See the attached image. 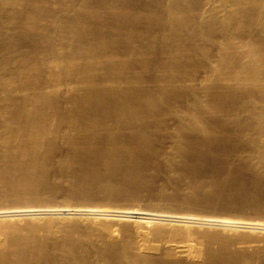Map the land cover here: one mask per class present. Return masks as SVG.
<instances>
[{
    "label": "bare ground",
    "instance_id": "6f19581e",
    "mask_svg": "<svg viewBox=\"0 0 264 264\" xmlns=\"http://www.w3.org/2000/svg\"><path fill=\"white\" fill-rule=\"evenodd\" d=\"M156 175L264 207V0H0V264H264V224L69 205Z\"/></svg>",
    "mask_w": 264,
    "mask_h": 264
},
{
    "label": "rangeland",
    "instance_id": "374dc122",
    "mask_svg": "<svg viewBox=\"0 0 264 264\" xmlns=\"http://www.w3.org/2000/svg\"><path fill=\"white\" fill-rule=\"evenodd\" d=\"M164 170H165V168H163ZM162 169V170H163ZM162 171L164 174H165V172H166V170L165 171ZM163 174V175H164ZM157 176H159V177H157ZM157 178V179H156ZM156 178L154 179V181L153 180H151V181H149V184H150V186L149 185H147V183L146 184H136V185H138V187H134V186H132V188L133 189H135V190H137L138 188V191L140 190L141 192H139V196L136 198V197H127V196H123V198H121V196H117V197H114L115 199L113 200V197H110L112 200H108V197H100V196H98V199H99V197H100V199H102V200H97L96 201V199H94V200H90V201H88V203L87 204H85V202H84V204H83V202L82 203H80L78 200H74L75 202H69V205H72V206H74V205H83L84 207H95V208H97V209H100V210H106V209H112V210H135V211H137V210H147V209H150L149 208V206L151 205V203L153 204V205H155L154 207L156 208V207H158V205H160V203H161V205L158 207V209L156 210V209H152V208H154L153 207V205H151V209L152 210H150V211H158L159 210V208L160 207H162L161 208V210H159L160 212L161 211H163L162 209H163V206H164V209H168V210H171V211H169V212H178V214H183V211L185 210V213L187 214V215H191L192 214V216H196L197 218L199 217L200 218V215L201 216H203V214H198L199 213V211H200V213L202 212H204V214L206 215V216H203V217H208V218H212V219H216V220H218V218L219 219H225V220H227L228 221V218H229V221H231V222H239V223H254V224H264V207H255V205H253V204H250V203H246L247 201H245L246 199H244L243 197H239L238 198V196H237V198H235V200L234 201H231L232 202V204H234V205H230V202L228 203L227 201V203L224 201V202H222L221 200L218 202V199H216V200H214L213 201V199H212V203L211 202H204V201H199L198 202V208H200V206H201V210H203V211H201V210H199V209H197V207H196V209L197 210H199L198 211V213H197V210H195V209H193V208H195V204L193 205V206H187L188 208H186V206L184 207H182V205L181 204H177L178 205V207H177V205H174V210H173V207L170 209V208H168L167 206V203H164V202H166V200L165 199H167L168 198V196H170V195H172L171 193H173V190H171V188H173V184L171 185L170 183V185L169 186H171V187H169L168 185H167V183H163V178H162V175H156ZM175 178V177H174ZM174 178H173V180H174ZM158 179H160V181H158ZM162 179V180H161ZM176 179L177 178H175V182H177L178 180V182H177V185H179L180 186V188L182 187L183 189L185 188V185L187 184V180L185 179H183V178H178L177 179V181H176ZM180 179H182V180H180ZM199 180L197 181L198 183H199V185L201 186V185H205L206 184V182H207V180L205 179V177H199L198 178ZM202 179V180H201ZM203 179H205V181L203 180ZM186 182V184H184L185 182ZM62 181V180H61ZM61 181L60 180H57L56 182H57V184L58 185H60L61 186ZM173 181V182H174ZM181 181V182H180ZM201 181V182H200ZM60 184H59V183ZM62 183H64L63 181H62ZM152 183V184H151ZM163 183V184H162ZM197 183V184H198ZM204 183V184H203ZM164 184H166L167 185V187L164 185ZM181 184V185H180ZM63 185H65V184H62V186ZM140 185H142V186H140ZM144 185H145V187H144ZM148 187H147V186ZM161 185H163L162 186V188L165 186L166 188H168V189H166V188H164V190H162L163 192H161ZM198 185V186H199ZM131 186V185H130ZM178 186V187H179ZM142 187H144L143 188V190H142ZM131 189V188H130ZM145 189V190H144ZM132 190V189H131ZM152 190V191H151ZM143 191V192H142ZM149 191V192H148ZM157 191V192H156ZM164 191H167V193L166 192H164ZM172 191V192H171ZM158 193V194H155V193ZM171 192V193H170ZM175 192V191H174ZM142 193V194H141ZM163 193V194H162ZM169 193H170V195H169ZM262 193L263 194H261V192H257L256 194H257V196L259 195L260 197H259V199L261 198V201H259L260 202V204H262V206H264V192L262 191ZM144 194V195H143ZM148 194V195H147ZM55 195H57V196H54V197H57L56 199H58L57 200V202L59 203V204H63V199H62V201H61V199H60V197H62V196H60L61 194H55ZM154 195L156 196L155 198H157V199H155L154 198ZM159 195L160 196H162L163 195V197H162V199H161V197H159ZM167 195V196H166ZM150 197V198H148V197ZM118 197H119V199H118ZM127 197V198H126ZM159 197V198H158ZM164 197H165V199H164ZM97 198V197H96ZM105 198H107L106 200V202L104 201L105 200ZM109 198V199H110ZM120 198H121V200H120ZM131 200H130V199ZM139 198V199H138ZM146 198V199H145ZM104 199V200H103ZM116 199H118V200H116ZM125 199V200H124ZM127 199V200H126ZM142 201H141V200ZM152 199V200H151ZM244 199V200H243ZM55 200V199H54ZM54 200H53V202L52 203H49V204H52V205H56V201L54 202ZM130 200V201H129ZM132 200H134V201H132ZM139 200V201H138ZM144 200V201H143ZM152 202H151V201ZM156 200V201H155ZM164 200V201H163ZM240 200V201H239ZM263 200V201H262ZM94 202V201H96L95 203H92V202ZM108 201H112L111 203L109 202L108 203ZM79 202V203H78ZM114 202V203H113ZM150 204H148V203ZM155 202H158L157 204V206H156V203ZM202 202H204V204H202V205H208L209 206V208H211V209H209L208 207H207V209H205L206 211H204V208H203V206L202 205H199V204H201ZM214 202V203H213ZM217 202V203H216ZM263 202V203H262ZM55 203V204H54ZM57 203V204H58ZM147 205H146V204ZM206 203V204H205ZM219 203V204H218ZM224 203H226V204H224ZM48 204V203H47ZM211 204H214L213 205V207H211L212 205ZM223 204H224V206H223ZM227 204H229V210H228V207H227ZM149 205V206H148ZM222 205V206H221ZM146 206L148 207V208H146ZM8 207H10V206H8V205H2V206H0V209L1 208H8ZM181 209H180V208ZM193 207V208H192ZM232 207V208H231ZM90 208V209H91ZM146 208V209H145ZM178 208V209H177ZM186 208V209H185ZM190 208V209H189ZM205 208H206V206H205ZM226 208V209H225ZM235 208V209H234ZM241 208V209H240ZM94 209V208H93ZM165 210V211H168V210ZM176 209V210H175ZM180 209V210H179ZM183 209V210H182ZM188 209H189V211L191 210V209H193V211H195L196 212V214H195V212H194V214L192 213V210H191V212L189 213V211H188ZM215 209V210H214ZM217 209H218V211H217ZM240 209V210H239ZM182 210V212L180 213V211ZM149 211V210H148ZM209 211V212H208ZM237 211V212H236ZM241 211V212H240ZM259 211H261V212H259ZM174 212V213H175ZM189 214H188V213ZM207 212V213H206ZM227 212V213H226ZM240 212V213H239ZM263 212V213H262ZM184 213V214H185ZM209 213V214H208ZM197 214L199 215V216H197ZM261 214V215H260ZM211 215V216H210ZM214 216H216V217H214ZM224 217V218H223ZM231 218V219H230ZM124 219H127V220H130V219H132V218H124ZM249 221V222H248ZM253 221V222H252ZM237 222V223H238Z\"/></svg>",
    "mask_w": 264,
    "mask_h": 264
}]
</instances>
